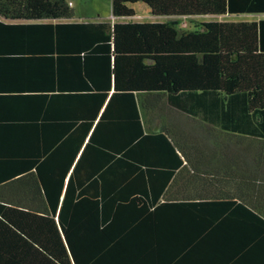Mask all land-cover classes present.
I'll return each instance as SVG.
<instances>
[{"label":"trees","instance_id":"trees-1","mask_svg":"<svg viewBox=\"0 0 264 264\" xmlns=\"http://www.w3.org/2000/svg\"><path fill=\"white\" fill-rule=\"evenodd\" d=\"M111 11L0 0V264H264V0Z\"/></svg>","mask_w":264,"mask_h":264},{"label":"rangeland","instance_id":"rangeland-1","mask_svg":"<svg viewBox=\"0 0 264 264\" xmlns=\"http://www.w3.org/2000/svg\"><path fill=\"white\" fill-rule=\"evenodd\" d=\"M75 13V20H111L120 21L112 17L111 11V0H67ZM137 13V17L134 20L137 21H164L165 17L154 16L151 14L149 8L143 3H135L131 5ZM258 16L255 13H243V14H226V15H206V16H196L195 21H209V20H219L226 22H243V21H254L257 20ZM184 23L181 21L182 27L189 26V20Z\"/></svg>","mask_w":264,"mask_h":264},{"label":"crops","instance_id":"crops-1","mask_svg":"<svg viewBox=\"0 0 264 264\" xmlns=\"http://www.w3.org/2000/svg\"><path fill=\"white\" fill-rule=\"evenodd\" d=\"M135 13H136V11H135ZM226 15V14H225ZM257 16H258V18H257V20L259 19V18H262V17H264V14H257ZM135 17H137V13L135 14V16H134V18ZM184 20V23H182V25H184L187 21H186V19H183ZM254 21H256V20H254ZM188 27V26H187Z\"/></svg>","mask_w":264,"mask_h":264}]
</instances>
